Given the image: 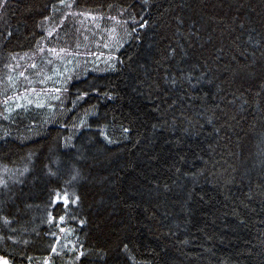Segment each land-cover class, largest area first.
<instances>
[{
	"label": "trees",
	"instance_id": "obj_1",
	"mask_svg": "<svg viewBox=\"0 0 264 264\" xmlns=\"http://www.w3.org/2000/svg\"><path fill=\"white\" fill-rule=\"evenodd\" d=\"M0 166L13 264H264V0H0Z\"/></svg>",
	"mask_w": 264,
	"mask_h": 264
},
{
	"label": "snow or ice",
	"instance_id": "obj_2",
	"mask_svg": "<svg viewBox=\"0 0 264 264\" xmlns=\"http://www.w3.org/2000/svg\"><path fill=\"white\" fill-rule=\"evenodd\" d=\"M73 179H75V176H73ZM59 199H60V194L57 193L56 194V200L59 201ZM63 203L65 205L69 204V197H68L67 193H65L64 196H63ZM62 219L63 218H61V220ZM4 223L7 224V223H9V221L7 219H5ZM0 264H8V261L6 259H4L3 257H0Z\"/></svg>",
	"mask_w": 264,
	"mask_h": 264
},
{
	"label": "bare ground",
	"instance_id": "obj_3",
	"mask_svg": "<svg viewBox=\"0 0 264 264\" xmlns=\"http://www.w3.org/2000/svg\"><path fill=\"white\" fill-rule=\"evenodd\" d=\"M53 40V39H52ZM55 42V41H54ZM72 45V44H71ZM75 52V51H74ZM26 53V52H25ZM118 54V53H117ZM24 55V54H23ZM25 56H23L24 58ZM35 57V56H34ZM22 58V57H21ZM30 66V65H29ZM22 70V69H21ZM13 74V73H12ZM32 84V83H31ZM36 86V85H35ZM57 95V94H56ZM39 98V97H38ZM61 99V98H60ZM21 112V111H20ZM4 134V133H3ZM5 135V134H4ZM1 167V166H0ZM60 257V256H59ZM59 264V263H58Z\"/></svg>",
	"mask_w": 264,
	"mask_h": 264
},
{
	"label": "rangeland",
	"instance_id": "obj_4",
	"mask_svg": "<svg viewBox=\"0 0 264 264\" xmlns=\"http://www.w3.org/2000/svg\"><path fill=\"white\" fill-rule=\"evenodd\" d=\"M4 259H6L8 261V264H13L9 259H7V258H4Z\"/></svg>",
	"mask_w": 264,
	"mask_h": 264
}]
</instances>
